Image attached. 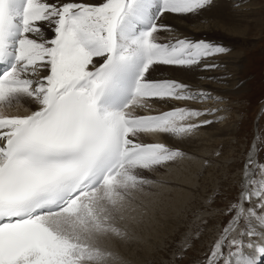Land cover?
<instances>
[{"label":"snow or ice","instance_id":"snow-or-ice-1","mask_svg":"<svg viewBox=\"0 0 264 264\" xmlns=\"http://www.w3.org/2000/svg\"><path fill=\"white\" fill-rule=\"evenodd\" d=\"M211 4L0 0V264H127L113 245L128 238L125 210L151 183L143 172L188 155L145 138L191 139L218 111L193 104L221 99L150 70L214 69L207 61L229 50L187 36L162 41L171 30L162 18ZM152 101L169 107L142 111ZM254 147L200 264H264V159ZM199 237L186 236L175 259Z\"/></svg>","mask_w":264,"mask_h":264},{"label":"rangeland","instance_id":"rangeland-1","mask_svg":"<svg viewBox=\"0 0 264 264\" xmlns=\"http://www.w3.org/2000/svg\"><path fill=\"white\" fill-rule=\"evenodd\" d=\"M232 1L236 2L237 0ZM247 2L253 5L254 23L243 40L238 38L237 45H228L230 51L242 53L243 64L239 70L241 78L238 79L240 81L238 92L232 91L224 97L220 96L221 100H217L213 105L207 104L210 102L208 99L202 101L204 104L196 102L193 105L199 108L218 109L215 112L209 111L204 117L216 116L222 111L223 114L220 115V118H214L218 120L215 122L222 126L235 128L232 134L229 135L226 142L214 146L213 143L207 142L212 145L211 152L201 151L197 147L191 149L175 146L189 155L177 162L143 172V176L151 183L144 185L142 191L137 192L135 196L140 194L143 199H146L150 195L157 194L161 185L179 187L171 179L167 180L170 181L169 183L164 181L162 175L170 173L174 168H180L182 161L190 158L204 164V167L195 173L197 177L192 178L193 183L196 181L192 188L191 185H186L187 187L180 185L179 188H186L190 191V196L181 206L171 205L173 209L171 207L170 209L174 214L167 216V220L170 222L165 220L166 218H163L164 221L161 219L166 223L159 225L160 227L154 230L155 235H147L150 250H152L151 244L154 249L151 253L152 257L145 264H200L207 246L215 238L217 230L225 221L221 209L235 195L250 145L256 146L253 148V152L257 153L258 144L259 156L264 159V150H261L264 149V0H247ZM212 119L210 120L212 121ZM200 143L203 145L206 142ZM205 160L207 163H204ZM166 215L165 212L162 217H166ZM197 230L200 231L199 239L192 243L191 248L183 255L182 259L176 260L175 254L178 246L184 242L186 236L194 234Z\"/></svg>","mask_w":264,"mask_h":264},{"label":"bare ground","instance_id":"bare-ground-1","mask_svg":"<svg viewBox=\"0 0 264 264\" xmlns=\"http://www.w3.org/2000/svg\"><path fill=\"white\" fill-rule=\"evenodd\" d=\"M253 9L252 3L247 2V0H237L236 2H233L232 0H212L211 6L203 10L199 15L177 16L175 14H168L162 19L165 25L170 26L171 30L162 31L159 34L160 39L162 41L168 40L174 42L175 38L187 36L193 40L204 39L218 42L228 49V45H237L238 38L243 40V37L248 35L247 32L250 30V26L253 25L255 20ZM44 34L51 37L53 32L50 28L45 26ZM207 62H215L219 66L214 69L205 70L201 66L175 68L160 65L150 70V74L156 79L175 78L188 83L195 88L210 89L212 90L213 97H224L232 91L238 92L237 89L240 86V81L238 79L241 78V76H239V70L241 69L240 66L243 64L241 52L228 50L224 54L210 58ZM209 77L216 78L209 79ZM213 99L212 103V99H208L210 102L207 104L213 105L217 100H221ZM150 103H152V108L150 110L142 111L155 112L169 107L168 104L155 101ZM195 104L196 103L193 105ZM222 114L223 112L221 111L216 116L202 118L207 120L213 118V122L207 126L201 127L191 139L175 140L166 135H159L145 138L146 142L163 141L170 146L179 145L191 149L197 147V149H200L201 151L211 152L212 145L207 144V142L213 143V146L220 144L221 142H226V139L235 129L230 128V126L219 125L215 122L218 120H215L214 118H220V115ZM203 141L206 143L201 145L202 143L200 142ZM257 153L260 155L258 144ZM199 162L195 161V159L192 160L188 158L186 161H182L179 166L180 168H174L170 173L164 174L162 177L164 176V181L171 179L172 182L178 184L179 187L180 185H191L192 188L196 182L193 183L192 178L196 176L195 173L198 170H201V168L204 167V164ZM179 187L173 185L168 187L161 185L159 186V192L157 191V194H154L153 196L150 195L146 199H143L142 196L138 194L130 201L125 210L124 219L121 221V223L127 227L129 236L127 239L116 242L113 245L114 249L127 262V264H145L149 258L152 257L151 255L153 254L151 253L154 248L153 244H151L152 250H150L151 247L148 244L147 235H155L154 230L160 227L159 225L166 223V221L162 222L163 218H166L165 220H167L168 215L172 216L174 214L171 205L174 207L181 206L190 196V191L188 189L186 190V188ZM164 197H166V199H164ZM170 207L172 209H170ZM165 212L167 214L166 217H162Z\"/></svg>","mask_w":264,"mask_h":264}]
</instances>
